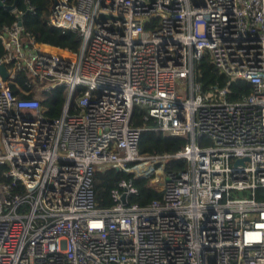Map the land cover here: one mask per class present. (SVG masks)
I'll return each instance as SVG.
<instances>
[{
  "label": "built area",
  "instance_id": "1",
  "mask_svg": "<svg viewBox=\"0 0 264 264\" xmlns=\"http://www.w3.org/2000/svg\"><path fill=\"white\" fill-rule=\"evenodd\" d=\"M49 1L48 25L78 30L77 52L26 35L21 11L0 27V264H264V0ZM205 52L249 95H202ZM59 89L49 119L41 101ZM134 106L185 144L140 155ZM107 168L150 178L160 198L130 202L122 179L97 206Z\"/></svg>",
  "mask_w": 264,
  "mask_h": 264
},
{
  "label": "trees",
  "instance_id": "2",
  "mask_svg": "<svg viewBox=\"0 0 264 264\" xmlns=\"http://www.w3.org/2000/svg\"><path fill=\"white\" fill-rule=\"evenodd\" d=\"M25 0L15 1V12L8 11L0 7V27L12 25L18 18V11L22 12V26L26 35H35L38 42L43 44H59L67 47L73 52L79 50L81 35L78 30H63L55 28L47 23L49 15V0H27L33 7L28 10L24 4ZM7 4H11L12 0H8ZM4 55V50L0 44V58ZM25 80L21 79L20 83ZM194 82L199 85L200 93L207 95L214 88L226 87L228 93L226 100L238 101L243 96H248L252 90L250 84L243 80H237L228 83L225 75L220 73L211 63L208 52H205L201 59L194 64ZM25 97L24 95H21ZM65 101V93L63 89L49 92L41 104L46 108L45 115L49 119L57 118L61 114V109ZM146 112L139 106H134L131 115V124L136 128L142 129L141 137L138 143V151L140 155L152 156L162 154H174L184 144L185 140L176 137L164 136L161 132L152 130L155 122L152 118L146 117ZM168 169H181L185 167L183 161L168 162ZM131 179L138 189V195L130 198V202L137 203L140 206L148 204L151 200L160 198L161 193L156 192L150 186V178L136 177L134 174L117 171L114 168H107L94 173V194L97 206L105 208L112 204L110 191L118 181Z\"/></svg>",
  "mask_w": 264,
  "mask_h": 264
},
{
  "label": "water",
  "instance_id": "3",
  "mask_svg": "<svg viewBox=\"0 0 264 264\" xmlns=\"http://www.w3.org/2000/svg\"><path fill=\"white\" fill-rule=\"evenodd\" d=\"M14 6H15V1L13 2V4L11 5V6H7L6 8L8 9V10H12L13 8H14ZM0 72H1V74H2V78L3 79H6V77H7V72H6V70H5V67L3 66V65H0ZM244 160H246V159H238L237 161H236V163H242ZM122 200H124V197H122Z\"/></svg>",
  "mask_w": 264,
  "mask_h": 264
}]
</instances>
